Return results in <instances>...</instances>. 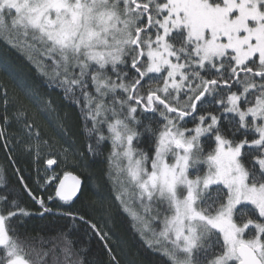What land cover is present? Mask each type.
<instances>
[{"label":"snow or ice","instance_id":"snow-or-ice-1","mask_svg":"<svg viewBox=\"0 0 264 264\" xmlns=\"http://www.w3.org/2000/svg\"><path fill=\"white\" fill-rule=\"evenodd\" d=\"M0 31L24 38L14 47L39 45L49 79L94 137L87 150L99 154L108 143L107 174L118 186L119 204H101L103 226L49 207L82 191L78 176L52 171L58 159L50 150L37 183L55 185L54 196L37 197L16 169L39 215L86 226L108 264H121L112 247L120 210L159 254L157 264H264V0H0ZM14 78L37 102L35 90ZM44 109L57 111L50 99ZM57 115L70 134L67 113ZM13 122L22 135H9ZM18 143L37 161L42 146L51 149L19 98L0 86V149L13 164ZM32 215L14 193H0V264H49L50 256L52 264H85L69 232L48 249L22 233Z\"/></svg>","mask_w":264,"mask_h":264},{"label":"trees","instance_id":"trees-1","mask_svg":"<svg viewBox=\"0 0 264 264\" xmlns=\"http://www.w3.org/2000/svg\"><path fill=\"white\" fill-rule=\"evenodd\" d=\"M23 40V37H17L14 33L9 36V34L0 31V64L7 68L6 71H0V86L7 87L10 97L19 98L20 103L27 109L28 118L35 121L42 136L53 146L55 153L53 154L58 159V165H54L52 171L61 173V176L64 171L73 172L84 181L83 191L74 202L66 204L55 198L52 201H47V205L53 209L62 208L65 211L85 215L103 226L101 204L114 208L119 204L115 200L118 186L114 187L107 174L109 170L108 143H105L99 154L87 150V145L94 141V137L90 140L83 130L79 107L65 98L63 87L49 79L53 75V71L50 61L42 54L39 45L31 52L27 48L13 46V43H22ZM29 55L32 56L31 60L28 58ZM46 65L48 66L46 67ZM41 68L44 70L41 71ZM14 77H22L26 85L35 90V93L38 94L37 102H33L24 94L17 86ZM46 99L52 101L57 109L56 112L44 109ZM14 110L15 105H9V115ZM57 112L61 116L67 113L66 122L71 129L70 134L61 132L57 126ZM8 132L10 136L12 134L22 135L15 122L9 127ZM63 149L68 150L67 161L63 158ZM11 156L15 160L14 164L9 160L8 150L0 149V177H2L0 193H14L19 197L21 204L33 212L32 216L25 219L21 232H27L36 237L37 246H43L46 249L52 248L55 243H62V241L52 239L58 233L69 232L68 239L72 241L75 249L81 250L85 264H108L110 257L102 242L86 226L79 223L73 225L71 218L60 217L54 213L39 215L38 213L41 211L39 205L20 186L17 168L21 170L19 174L24 176L29 188L37 197L43 196L47 199L50 195L54 196L55 185L41 187L43 180L37 183L38 175L44 176L45 174L43 159L37 161L34 155L24 152L23 146L19 143L16 144ZM113 175H115L114 171ZM112 232L114 233L112 247L118 254L121 264H157L159 254L144 244L138 232L131 227V217L123 210L116 214ZM56 255H61L58 249ZM48 259L49 264H52V257L50 256Z\"/></svg>","mask_w":264,"mask_h":264},{"label":"rangeland","instance_id":"rangeland-1","mask_svg":"<svg viewBox=\"0 0 264 264\" xmlns=\"http://www.w3.org/2000/svg\"><path fill=\"white\" fill-rule=\"evenodd\" d=\"M16 126L19 128V126L16 124ZM50 144V143H49ZM51 145V144H50ZM52 151L53 152V146L51 145V149H49V148H46V147H41V151H40V158H39V160L40 159H43V163H44V165H45V167H44V169L47 167L46 166V164H45V161H46V159L47 158H49V151ZM54 153V152H53ZM55 154V153H54ZM53 167V166H52ZM52 174V172H49L48 173V175H51ZM58 174V176H60V177H62L61 176V173H57ZM59 181L57 180V183H58ZM45 187H47V186H45Z\"/></svg>","mask_w":264,"mask_h":264},{"label":"water","instance_id":"water-1","mask_svg":"<svg viewBox=\"0 0 264 264\" xmlns=\"http://www.w3.org/2000/svg\"><path fill=\"white\" fill-rule=\"evenodd\" d=\"M71 173H72L73 175L78 176V177L81 179V182H82V191H83V187H84V181H83V179H82L79 175H77L76 173H73V172H71ZM82 191H81V193H82ZM81 193H78V197H77V198H74V200L78 199V198L80 197ZM57 199H59V198H57ZM62 202H63V201H62Z\"/></svg>","mask_w":264,"mask_h":264}]
</instances>
